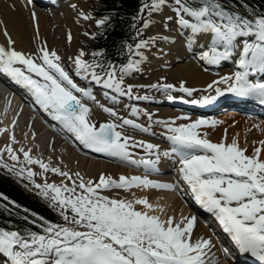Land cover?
Listing matches in <instances>:
<instances>
[{
	"label": "snow or ice",
	"instance_id": "6c2138e0",
	"mask_svg": "<svg viewBox=\"0 0 264 264\" xmlns=\"http://www.w3.org/2000/svg\"><path fill=\"white\" fill-rule=\"evenodd\" d=\"M32 2L33 0H28V3ZM164 3L165 0H152L151 5L144 4L140 12L143 13L145 9L159 11ZM175 4L177 7H174L173 11L176 13L178 25L181 29L191 32L190 45L195 42L196 35L211 34L210 53L204 52L202 59L210 64H217L230 58L234 49H240L237 61L239 70L232 76L222 77L220 81L214 82L226 84L228 87L225 90L217 87L215 96L204 97L201 101L192 100L191 103L207 104L223 95L225 91L264 101V80L250 79L264 75V12L254 13L244 5L245 11L248 12V15L244 16L226 8L222 0H202L199 8L188 6L186 0H175ZM32 15L35 19V13ZM185 15L192 20L185 19ZM81 16L84 19L91 18L84 13H81ZM106 20L107 17L97 23L103 25ZM143 26L147 28L149 23L145 21ZM5 35L7 36L6 31ZM238 38H242L239 43ZM8 43L11 45L14 41L9 38ZM147 44V41L141 40L135 48L142 49L147 47ZM217 45H223V51H219ZM127 47L129 53L143 59L142 54L133 51L131 45ZM100 55L102 53H93L94 58ZM83 56L81 51L74 61L77 74L80 70L89 72L91 69L92 80L101 83L102 78L94 69L102 65L97 64L95 59L89 64ZM38 59L42 63H36L31 56H26L14 48L0 46V73L27 88L35 102L84 146L130 160V138H122V133L117 131V128L122 125L136 128L141 126L123 119L122 125L108 122L97 128L88 119L90 109L74 94L81 93L83 97L93 99L91 93L74 83L59 64L60 57L57 53L42 47ZM140 63V60L129 59L126 65L119 68V77L117 67L109 63L105 71L107 79L103 80V85L122 95H130L132 86L129 85L125 92L121 85L126 75L140 70ZM152 87L167 90L172 89L173 85ZM208 87L212 88L213 85ZM176 90L188 96L194 91L183 84ZM136 99L147 100L148 97ZM168 99L175 98L169 95ZM103 110L112 116L117 115L111 108ZM132 112L138 114L135 108ZM158 123H164L171 133L167 138L173 145L171 151H166L163 155L169 157L175 154L178 157L180 179L190 188L195 202L215 216L240 252L248 253L259 264H264V161L259 159L261 149L257 148L255 154L249 157L245 155L246 150L239 148L235 140L231 144L212 143L197 131L204 125L215 126L217 121L197 120L179 127H172L171 123L163 121ZM2 131L6 129L0 130ZM12 139L15 141L14 137ZM132 146L143 147L149 154L158 147L136 143ZM6 151L13 161L19 160L10 146ZM21 151L27 164H38L45 172L51 171L72 180L68 172L49 168L48 164L33 159L28 151ZM159 159L160 154L157 152L155 160L141 159L131 162L142 164L146 169H154ZM8 170L14 171V167ZM24 171L20 169L16 174L22 175ZM34 175L33 171L27 170L29 179ZM75 176L79 178V184L72 181L71 187L64 183L34 186L40 190L39 194L49 201L50 207L59 210V215L67 224H74L84 230L47 221L42 225L44 234L32 231L22 234L18 230L0 228V255L5 258L0 264H213L209 257L211 241L201 238L195 243L192 242L195 216L183 217L179 222L173 217L161 220L159 216L149 215L148 211H137L131 201L110 199L100 195L98 191L111 188L127 189L132 186L172 189L173 185L156 183L141 177L129 179L121 176L119 181H116L103 175L99 183L94 184L91 180L85 182L80 173H75ZM77 189L80 190L79 193ZM2 198L7 200V197ZM134 203L143 205L148 210L153 208L147 199H138ZM69 211L72 213L71 218ZM24 219L27 220V216ZM40 219L43 220V217Z\"/></svg>",
	"mask_w": 264,
	"mask_h": 264
},
{
	"label": "bare ground",
	"instance_id": "6f19581e",
	"mask_svg": "<svg viewBox=\"0 0 264 264\" xmlns=\"http://www.w3.org/2000/svg\"><path fill=\"white\" fill-rule=\"evenodd\" d=\"M82 1L83 0H79L80 6L84 7L82 4ZM52 2L53 4L50 3L48 7L54 5V8H55V6L58 3H60V0H52ZM63 4L64 3H62V5ZM49 8L47 9V11H50ZM54 8L53 7L51 8V11H50L51 14L55 12ZM39 11L40 10L37 7L32 6L31 3H28V1L26 0H0V46H3L5 48L11 47V48H14L16 51L24 53L26 56H31L35 60L36 63H42L38 59V57L40 55V49L42 47H46L49 52L55 51L57 55L60 57V60L64 61V57L67 58L69 55L73 53L71 52L70 45L73 42V39L78 34V29L80 27L79 25L83 23L81 22V24L80 23L78 24V22H76L74 26L72 25V23L70 24L68 20L69 18L71 19V16L73 15L72 13L73 10L71 9V14H70L69 5L61 6L60 12L63 13V16L60 15L61 16L60 22L61 23L64 22L65 24L64 25L65 29H62V31L71 32L70 33L71 40H69V43H65L64 40L57 41L59 35L53 34L52 31L54 30L57 31L58 23H50V22L47 23L46 16H48V13L39 12ZM165 12L166 14L169 15L167 17L173 16V13H170L171 11L165 10ZM33 13H35V17H36L35 19H33V15H32ZM170 23H172L173 26L169 27L167 32H164L162 34L160 33L162 36L171 37L175 33L180 32L182 30L180 26L178 25V23L175 22V19H173ZM68 26L70 27L69 29H67ZM5 31L7 32V36L5 35ZM65 35H66L65 36V40H66L67 35H69V33L67 32ZM190 35H191V32L189 30L187 31L185 41L180 39V42L178 44H174V45L169 44L166 47L158 48L160 49V51H157L156 53L153 52L152 56H149V57L147 56L146 66L153 68V69L162 68L161 66L164 65V63L169 64L171 62L177 61V59H180V58L184 59V61L180 63L177 62L174 66L167 68L166 70H163V68L159 69L161 72L159 73V70H158L156 74L151 73L150 70L152 69L147 68L148 72H150L149 73L150 80H156L157 77L161 75L167 79H170V81L172 82L174 80L183 81L186 86L191 87V88H195V87L203 88V86L207 84H208L207 86H209L211 83L213 85L214 82L220 81V80H213L211 82V80H204L205 70L203 69L202 64L198 61H204V59H202V56H203V53L206 52L205 50L197 53V55L195 56L191 54L194 48H200L207 41L211 43V34H209L208 37H205L204 35H198L194 37L195 42L192 43L191 45L189 44ZM9 38L12 41H14V43L11 45H9L8 43ZM68 39H69V36H68ZM62 44H63V47H67L69 49L64 51L62 48ZM216 47L218 48L219 51H223V45H217ZM207 52L210 53V50ZM147 55H150V51L147 52ZM77 56L78 55H71L74 61ZM186 56L187 58L190 57L191 59L185 60ZM164 59L166 60L164 61ZM238 59H239V54H237V60ZM235 62L236 61H234V63ZM157 64L158 66L155 67ZM65 65L66 63H63L61 67L64 69ZM217 65L226 66V65H231V63L228 60H221L219 63H217ZM236 67H237V64H236ZM219 72L221 71H218V73ZM228 74L229 73L223 72L221 74V77L222 76L226 77ZM34 78H37V77H34ZM70 78L72 79L73 76H70ZM4 79L9 80L7 76H4ZM132 86H137L139 88H142V86H138V85H132ZM217 87H219V84H217L206 96L207 97L211 96ZM207 89H209V87L205 88V90ZM22 90L25 92V87L22 88ZM132 92L136 93V90L132 88ZM74 94L76 95V93ZM156 95H157V91L154 88L150 89V91L145 94V96L147 97H155ZM9 98H13L14 101L13 103L9 104V111L5 112V116L2 115L3 110L1 111L0 109V130L6 129V131L0 132V156H2V158H4L7 162L12 161L18 166H22V164L27 166L28 164L25 162L23 152L21 151V149H23L24 151H28L30 153V156L33 159L34 157L37 156V153H39L41 157L42 156L45 157L44 160L42 161L43 163L48 164L49 168H59L62 172H68L72 176V180L78 179L75 176V173H79V171L80 172L83 171V173L85 172L90 176H92V174L96 175L97 172H100L102 173L101 175H104L106 178H111L113 180L116 179L115 176L108 177L107 174L105 173V171H109L111 169L106 163L88 162L87 159H85L84 157H80L79 155L74 153L73 150L69 148L68 146L62 145L61 135H59L58 137L52 136V138L55 139L54 140L55 142H53L52 144L53 148L52 147L51 148L53 150L55 148L53 153H55L56 155L52 154V152H49L48 149H45V144L42 143L43 137L45 136L44 134L46 132L53 133L54 130L47 129L46 127L47 124H45L43 117L39 113H37L34 109L27 107L20 98L14 97L11 93H9L7 96V99ZM1 100H2V96L0 93V101ZM81 102L90 109V114H89L88 119L96 118V117H102V118L104 117L103 115H99L101 112H97V109H99V103H100L99 101H97V99L88 104H86L82 100ZM151 102H154V101H151ZM6 109L4 108V110ZM163 113H167V112H162V115ZM134 115L135 114H133L132 117H134ZM145 115H149V114H145ZM168 116H171V115L168 114ZM136 119H142V118L141 117L139 118L138 116V118ZM58 123L62 125L60 122ZM260 126L261 127H258L260 131H264V125H260ZM43 128L45 129L46 132L43 130ZM12 137L15 138V141H13ZM123 137H129V136L127 135V133L123 132L122 138ZM45 139L47 140V136H45ZM133 140L137 141V139H133ZM262 141L264 142V140ZM139 142L142 143L141 141ZM40 144L43 145V150L40 149ZM48 145H49V140L46 143V146ZM8 146H10L13 149V152L19 157L18 161L15 162L10 158L8 152L6 151V148ZM83 158L85 159V161L83 160ZM259 159L264 161V149L260 151ZM76 161H79V162L84 161L85 162L84 168L80 169L79 167H77V165H75ZM175 163H176V157L174 155L168 158V160L165 162V165H164V166H167V168L164 169L166 174H168V170H170L171 167L175 166ZM67 167H70L71 170L69 168V171H68ZM72 170L74 171L78 170V171L71 172ZM35 171L38 174L37 177L40 176L44 179H47L49 175L50 177L52 176V178L56 176L58 177L60 176L51 171L45 172L40 167L36 168ZM129 172L133 173L131 169H129ZM123 174L126 177L129 175V174H126V172H123ZM175 174L176 173L174 171V174L172 176H175ZM116 176L121 177L123 175L117 173ZM63 179H65L66 181L68 178L63 177ZM98 179H100V177ZM134 187L138 190V192H137L136 197L133 199V201L135 202V200H138V199H147V201L153 206L152 210H148L146 208L144 209V211H148L149 215H156L161 218L160 211L162 210L165 212V216L163 220H166L168 217L173 216L169 214V212L173 214V212L176 210L179 212L182 218L187 217L186 216L187 212L184 211V207L181 206V204H179L177 200H174L172 195L169 194L167 195V197H165L164 195L162 196L157 195V193L156 195H154L155 192L150 191V189H145V187L143 186H139V187L134 186ZM119 194H118V198H119ZM107 197L111 199L110 196H107ZM127 200L129 199L127 198ZM130 201H132V199ZM133 204H134V208L137 211L140 207H143V205H138L135 203ZM206 236H207L206 228H204L202 224L199 223L196 231L194 227L193 234H192V242L195 243V241L201 238L204 239ZM212 243H213V240H211V244Z\"/></svg>",
	"mask_w": 264,
	"mask_h": 264
},
{
	"label": "rangeland",
	"instance_id": "374dc122",
	"mask_svg": "<svg viewBox=\"0 0 264 264\" xmlns=\"http://www.w3.org/2000/svg\"><path fill=\"white\" fill-rule=\"evenodd\" d=\"M74 1H76V0H71L70 2H73L72 4H70V7H69V12H70V14H71V9L73 8L72 7V5H74L75 4V2ZM83 2H84V4H83V6L84 5H86L89 9H91V10H98L99 8H100V4H98L97 2H96V0H83ZM77 6H79V5H77ZM86 7V8H87ZM146 10V9H145ZM165 10L166 11H170V10H168L166 7H163L162 8V13H163V15L164 16H169L168 14H166V12H165ZM74 11V12H73ZM72 11V13H73V15L71 16V19L69 18V22H70V24L72 23V25L74 26L75 24H76V22H78V24L80 23L81 24V22L83 23V24H81V25H79L80 27H79V29H78V34H77V36L73 39V42L71 43V45H70V49H71V52H73L72 53V55H78L77 53H81V50H83L84 51V53L86 54V55H88V53H91L92 51H94L95 50V48H94V41H93V34H92V31H93V29H94V27L93 26H95L96 24H97V22H94L92 19H90V20H88L87 22L84 20H82L81 19V13H82V11H83V9H79V8H77V9H74ZM40 12V11H39ZM145 12V11H144ZM84 13V12H83ZM170 13H173V12H170ZM144 14V13H143ZM143 14H142V16H141V18L143 17ZM51 16H49V17H47L46 16V21H47V23L48 22H52L51 20H53L55 17H56V19L57 18H61L60 17V15H58V16H55V15H57V14H55L54 16H53V14H50ZM62 16V15H61ZM76 16H78L81 20H74L75 19V17ZM173 16H174V14H173ZM72 17H73V19H72ZM174 19V18H173ZM61 21V20H60ZM61 23V22H60ZM58 24V27H57V31H52L53 32V34H58L59 35V37H58V39H57V41H62V40H64V42H65V34L68 32L69 34L71 33V32H69V31H62V29H65V24H64V22L63 23H61V24ZM88 25L90 26V28H88ZM177 25V24H176ZM173 25H172V23L170 24V26L169 27H172ZM70 27L68 26V28L67 29H69ZM55 29V28H54ZM171 29V28H170ZM59 32V33H58ZM167 32V31H166ZM62 36V37H61ZM67 36H69V35H67ZM196 37V36H195ZM62 38V39H61ZM186 39V38H185ZM185 39H182V40H184L185 41ZM242 39V38H241ZM140 40H143V41H147L148 42V40H149V38H148V35L147 34H143L141 37H140ZM82 42V43H81ZM79 43H81V44H79ZM206 43H208V42H206ZM206 43H204L203 45H205ZM208 44H210V43H208ZM84 46V47H83ZM62 48H63V50L65 51V49L67 48V47H63V44H62ZM86 48H87V50H86ZM67 49H69V48H67ZM197 49H199V48H194L193 49V51L191 52V54L193 53V52H195ZM73 50V51H72ZM64 56H66V55H64ZM186 59H188L187 58V56H186ZM166 59H164V61H165ZM182 61H184V59H182V58H180V59H177V61H174V62H171V63H169V64H167V63H164V64H166V67H163V66H161L162 68H163V70H166L167 68H168V66H169V68L170 67H172V66H174L177 62H182ZM59 64L60 65H62L63 63H62V61L60 60L59 61ZM67 66H68V64H66L65 65V67H64V70H65V68H67ZM158 66V64L155 66V67H157ZM147 68H150V67H148V66H146ZM162 68H150V69H152V70H150L151 71V73H155L156 74V72L159 70V69H162ZM221 71V70H220ZM230 73L229 74H231V69H229L228 70ZM161 71L159 70V73H160ZM222 72V71H221ZM221 72H219V73H221ZM216 74H218V72H216V73H213V75H216ZM161 77H164V76H161V75H159L158 77H157V79L158 78H161ZM217 78H219V77H216V76H212V75H210V74H208L206 71L204 72V80H211V82L213 81V80H217ZM178 82L179 80H174L173 82ZM210 82V83H211ZM208 85V84H207ZM207 85H205V86H203V89H205V88H208V86ZM210 85H212V83L210 84ZM217 84H213V87L212 88H209V89H207L205 92H206V95H208V93L216 86ZM98 101V100H97ZM5 109H6V107H5ZM96 109V108H95ZM100 109V108H99ZM99 109H97V112H100V110ZM6 111H9V105L7 106V109H6ZM99 115H101V114H99ZM16 116V115H15ZM14 116V117H15ZM148 115H145V117H147ZM134 117L135 118H138V115H134ZM99 118V120L97 119V120H92L91 121V123H93V124H95V125H100L101 123H103L104 121H102V120H100V119H103L102 117H98ZM140 118V117H139ZM236 118V117H235ZM235 118H228V116H227V118L226 117H223V120L224 121H227V119H228V122L227 123H224L223 122V124L222 125H220V124H218V123H216L215 124V126H211V125H209V127H207V128H204V127H201V128H199V133H200V135L201 136H203V137H206V138H209V139H211V140H214V141H216V142H220V143H222V140H224V141H226V142H230V143H232L234 140L237 142V144H238V147L239 148H241V149H244V150H246L247 149V151H251V149L253 148V146H258V145H260V149L261 150H263L264 149V144L262 143L263 141L262 140H264V137H262L263 136V131H261V132H259V131H257L256 130V127L257 126H254V122L252 121V120H250V119H239V118H237V119H235ZM192 122H194V121H190V122H188L187 124H190V123H192ZM211 122V121H210ZM221 123H222V121H220ZM116 124H118V123H116ZM118 125H120V124H118ZM259 125H262V124H259ZM118 128H122L123 129V127L121 126V127H118ZM259 129V128H258ZM123 132H125V133H127V135L129 136L128 138H130L129 139V141L130 140H133V139H137L138 141H141L142 143H144V141L143 140H141V139H138V138H136V137H132L131 138V134H129L128 132H126V131H121V133H123ZM53 148V147H52ZM51 148V149H52ZM257 149V147H254L253 149H252V151H253V154H254V152H255V150ZM53 150V149H52ZM54 150H55V148H54ZM54 150H53V152H54ZM50 152V151H49ZM52 152V154H55V153H53ZM56 155V154H55ZM54 155V156H55ZM245 155H247L246 154V151H245ZM80 156V155H79ZM248 156V155H247ZM80 157H82V156H80ZM252 157V156H251ZM52 158V157H51ZM83 160L85 161V159L83 158ZM1 162H0V167L3 169L4 168V170L5 171H7V168H13L14 167V172H19L20 171V169H24L25 171H24V173L22 174V175H18L19 177H21V178H23V184H25L29 189H34V191H36L38 194H39V192H40V190L39 189H37V188H35V184H40V185H43V184H41V183H43V182H40L39 180H37V178H36V176H33L31 179H27V178H25V176H24V174L25 175H27V170H31V168L30 167H19V166H16V165H12V164H8V163H5L3 160H0ZM84 161H82V162H79V161H76L75 162V165H77V167H79L80 169H83L84 168V166H85V162ZM99 163H105V162H99ZM111 169L109 170V171H105V173L107 174V176L108 177H112V176H115L117 173H119V174H121V175H124L123 174V172H126L125 171V169H123V168H121V167H119V166H115V165H111V164H108V163H106ZM5 165L7 166V167H5ZM68 168V171H69V168L70 167H67ZM73 168V167H72ZM112 168H114V169H112ZM70 170H71V168H70ZM74 170H76V169H74ZM74 170H72L71 172H77V171H74ZM34 172H35V170H34ZM121 172V173H120ZM15 173V174H16ZM79 173H82V174H84L83 173V171L82 172H80L79 171ZM127 173V172H126ZM87 173H85V175H86ZM100 174V172H97L96 173V175L95 174H92V176H90V175H86L88 178H92V177H95L94 179L95 180H93L94 182L93 183H98L99 182V177L97 178V176ZM129 174V173H128ZM95 175V176H94ZM173 175V174H172ZM16 176H17V174H16ZM90 176V177H89ZM104 176V175H103ZM125 176V175H124ZM167 176H170L169 174H167ZM39 177V176H38ZM101 177V176H100ZM42 178V177H41ZM65 178V177H64ZM97 178V179H96ZM25 179H27L28 181H26ZM42 179H44V178H42ZM50 179H52V176L50 177V175H49V177L47 178V179H45V180H50ZM79 179V178H78ZM55 181V183L54 184H56V185H61V184H59V182L57 181V180H54ZM67 182H68V179L66 180ZM71 181V180H70ZM98 191H101V190H98ZM137 192H138V190L134 187V186H132L131 187V189L128 191V192H120V194H119V197H123L124 199H132V202L134 203V201H133V199L136 197V195H137ZM170 193H163V192H158L157 193V195H164L165 197H167V195H169ZM154 195H156V193L154 194ZM171 195V194H170ZM42 198L45 200H42V199H40L39 198V196H37V199H39L43 204H45V205H47V206H49V201L47 200V199H45L43 196H42ZM174 198V197H173ZM50 207V206H49ZM50 208H52V207H50ZM167 208V207H166ZM169 214H171V215H173L172 217L173 218H175V221H177V222H179L181 219H182V217L180 216V214H179V212L178 211H174L173 212V214L172 213H170L169 212ZM164 216H165V212H164Z\"/></svg>",
	"mask_w": 264,
	"mask_h": 264
},
{
	"label": "trees",
	"instance_id": "16d2710c",
	"mask_svg": "<svg viewBox=\"0 0 264 264\" xmlns=\"http://www.w3.org/2000/svg\"><path fill=\"white\" fill-rule=\"evenodd\" d=\"M232 1V0H230ZM236 4L245 2L251 11H257L264 9V0H233ZM193 4H197L198 0H189ZM106 7L111 8L118 12L113 14L109 29H111V35L109 34V40L107 43L117 44L121 38H123L129 29V17L136 5L135 0H103ZM243 5V6H244ZM245 8V7H244ZM111 45V44H110ZM112 47V46H111ZM0 193H2L8 200L13 201L17 207L10 205L6 201L0 199V228L1 227H13L15 229H21L24 222L25 213L22 210L38 211L44 218H49L51 215L50 210L45 207L37 208L34 204V200L30 198L27 191L23 190L15 184L14 181L6 180L0 176ZM41 208L43 212L41 211ZM22 209V210H21Z\"/></svg>",
	"mask_w": 264,
	"mask_h": 264
}]
</instances>
